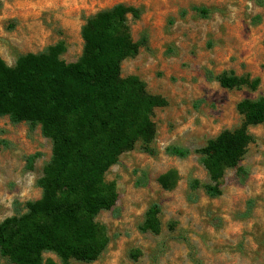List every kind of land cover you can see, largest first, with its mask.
Instances as JSON below:
<instances>
[{
  "label": "rangeland",
  "instance_id": "obj_1",
  "mask_svg": "<svg viewBox=\"0 0 264 264\" xmlns=\"http://www.w3.org/2000/svg\"><path fill=\"white\" fill-rule=\"evenodd\" d=\"M118 2L141 9L127 23L134 41L147 38L137 54L122 60L120 74L137 75L149 93L167 102L152 115L155 136L149 146L156 153L145 152L138 141L106 174L118 197L115 209L95 218L109 236L105 250L92 262L66 264H264V123L248 126L252 140L239 162L246 175L226 170L217 197L202 188L209 176L196 153L241 124L239 101L264 94V0H0V56L14 65L19 55L61 41V58L74 62L82 51L85 19ZM192 5L208 7V17ZM230 70L260 82L252 90L206 79L208 71ZM170 144L191 152L170 156L165 152ZM51 153L52 142L39 126L0 117V221L14 213L15 201L40 196L37 180ZM170 168L179 179L165 190L157 178ZM192 179L200 183L196 190L189 187ZM152 203L160 208L157 234L139 230ZM44 257L64 264L52 253ZM0 264L14 263L0 254Z\"/></svg>",
  "mask_w": 264,
  "mask_h": 264
},
{
  "label": "trees",
  "instance_id": "obj_2",
  "mask_svg": "<svg viewBox=\"0 0 264 264\" xmlns=\"http://www.w3.org/2000/svg\"><path fill=\"white\" fill-rule=\"evenodd\" d=\"M190 8L201 17L209 15L207 7ZM184 13L185 9L180 10L181 16ZM129 14L137 19L141 9L118 2L88 16L80 29L82 51L74 62L61 58L65 49L61 41L40 52L19 55L14 65L0 56V117L25 122L30 129L39 126L52 142L51 159L37 180L40 196L15 201L14 213L0 221V254L14 264H57L45 253L56 255L64 264L70 259L85 263L97 259L109 236L95 218L101 210L115 209L118 197L115 183L106 178L108 170L138 141L145 152L156 153L149 146L155 136L152 115L167 101L149 93L137 75L120 74L122 60L137 54L147 41L145 35L132 39ZM206 79L225 88L252 90L260 82L259 77L232 70L217 75L208 71ZM236 107L243 117L241 124L221 131L196 151L209 176L202 185L209 197L221 194L226 170L246 175L239 162L252 140L248 126L264 123V94L245 98ZM165 152L184 158L191 151L170 144ZM178 179L177 170L170 168L157 181L170 190ZM189 187L196 190L200 183L192 179ZM159 211L158 203L149 206L139 225L141 232L159 233Z\"/></svg>",
  "mask_w": 264,
  "mask_h": 264
},
{
  "label": "crops",
  "instance_id": "obj_3",
  "mask_svg": "<svg viewBox=\"0 0 264 264\" xmlns=\"http://www.w3.org/2000/svg\"><path fill=\"white\" fill-rule=\"evenodd\" d=\"M198 6H203V5H198ZM204 7H206V6H204ZM208 8V7H207Z\"/></svg>",
  "mask_w": 264,
  "mask_h": 264
}]
</instances>
